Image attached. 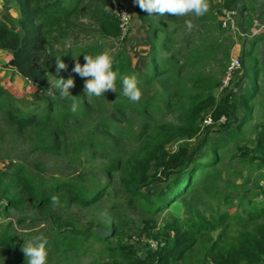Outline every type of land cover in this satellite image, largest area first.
Returning <instances> with one entry per match:
<instances>
[{
	"label": "trees",
	"instance_id": "1",
	"mask_svg": "<svg viewBox=\"0 0 264 264\" xmlns=\"http://www.w3.org/2000/svg\"><path fill=\"white\" fill-rule=\"evenodd\" d=\"M16 1L19 30L0 18V49L12 54L8 63L41 89L44 100L35 112H22L14 104L18 98L0 84V108L7 106L8 129L27 134L32 152L55 151L61 144L59 138L65 136L66 121L85 117L98 108L99 132L91 131L81 139L76 156L67 157L62 152L60 157L71 165L79 153L97 149L102 157L96 173L106 172L110 180L117 174V188L124 194V202L138 204L146 216L136 225L123 222L118 214L106 213L82 224L72 214L73 206L90 208L113 190L110 180L104 181L92 171L42 180L19 159L11 170L0 169V211L29 203L33 217L30 222L20 218V227L12 221L0 225V255L5 264H26L21 246L36 235L48 240L46 264H69L74 258L87 257L96 242L100 244L97 252L104 259L95 258L91 264H191L195 259L196 264H264V121L256 127L254 142H245L242 131L259 92L252 86L254 62L264 78V65L253 51L256 43L264 40V33L241 51L244 71L239 88L242 83L245 91L235 90L234 84L222 87L233 40L225 36L221 10L237 8L240 22L249 33L254 8L243 6L241 0H219L215 7V0H208V11L202 16H160L149 15L136 4L134 15L147 30L145 71L135 67L126 51L115 52L116 92L96 97L84 94L85 78L72 73L71 68L76 59L84 63V54L102 51L103 38L121 37L111 0ZM185 20L192 22L191 30ZM80 32L94 35V41L80 43ZM249 54L256 56L252 63ZM59 57L65 69H57ZM69 75L74 78L71 95L61 96L58 80ZM124 75H135L140 82L142 95L136 102L123 95L120 78ZM241 108L245 113L240 119L236 111ZM110 110L121 122L109 114ZM209 114L222 136L208 143L205 134L193 147L192 139L210 131L211 124L203 128ZM222 116L225 121L220 120ZM233 140L232 156L236 149L237 155L251 163V174L258 169L255 182L260 190L255 197L237 198L218 190V182H226L219 171L224 158L220 151ZM206 143L208 152L199 153ZM123 151L132 152L125 157ZM210 191L214 200H206L209 211H203L198 207L203 198H197ZM180 199L184 216L160 220ZM124 202L115 203L111 209H122ZM97 226L113 234L102 236ZM130 229L141 235L139 239L131 236ZM152 241L157 244L155 248Z\"/></svg>",
	"mask_w": 264,
	"mask_h": 264
},
{
	"label": "rangeland",
	"instance_id": "2",
	"mask_svg": "<svg viewBox=\"0 0 264 264\" xmlns=\"http://www.w3.org/2000/svg\"><path fill=\"white\" fill-rule=\"evenodd\" d=\"M121 1L128 7L129 10H131L130 8L136 7V3H134V0ZM240 3L243 4V6L246 5L250 8H254L253 18L254 16L264 18V0H241ZM218 4L219 0H215V7H218ZM132 14L133 20L130 26V31L132 29L131 35L129 31L123 38H103L102 51L108 50L112 55L115 52L126 51L132 56L135 67L144 72L147 63L146 59L148 56L147 48H149L145 39L147 30H145V27H143V24L138 16L134 15V12ZM238 33L239 32H237L236 35L230 33L229 31H226L225 33V36H229L233 40V42H231V48L229 50V53L231 54L230 57L238 56L240 58L243 48H248L254 37L258 35V33L257 35L251 34V31L243 35ZM80 34L81 35L78 36L79 38L77 37L81 41L80 43H89L94 41L95 39L94 35L88 36V34H85L83 32H80ZM253 51L260 59V62L264 65V40L258 41ZM248 56L251 58V63L252 60L255 61L256 56L252 57L251 54H249ZM10 59H8L7 61L9 62ZM215 65L216 67H218L217 64ZM255 66L257 65L254 62L253 68L251 67L250 73L251 77H253L252 86L255 87V90H259V92L254 100L255 106L253 112L250 113V119L245 122L242 128V131L244 132L246 137L245 142L248 143H250L251 141H255V138L257 136L256 127L264 121V78L261 74V70L259 68L257 69V67ZM243 71L244 68L241 63V67L234 75L232 83L229 84L232 86L234 84L235 90H240V92L245 91L242 83L241 87L239 88V79L240 76H243ZM0 84L11 94L15 95L18 98V100H16L14 104L22 112H35L44 100V94L42 93L41 89L37 85H34L33 83L27 81L24 77H22L17 72L16 67L11 63H0ZM73 87L74 86H72L71 88ZM259 87L261 88L259 89ZM6 107L7 106H5L3 109L0 108V169L11 170L20 159V161H24L27 165L29 164L30 169L34 173L39 174L41 176V179L43 178L42 180H48L49 178H55L56 176H59V178H64V176H74L79 172L87 173L89 171H92L93 173H95L96 177H101L104 179V181L109 182L110 176H108L106 172L96 173V171L98 170V165L100 164V158L102 157V155L98 153L97 149H94L96 150V152L91 150V153L88 154L87 149L83 152V154L79 153V159L75 158L71 165L67 164V160L65 161L60 157L62 152H65L67 157H70L68 155L71 154L73 156H76V152L80 150L81 139L86 138L91 131L97 133L99 132L96 127V122L99 115L98 108L94 109L92 113L88 114L85 117H74L69 121H66V132L64 138H59V141L61 142L59 149H56L55 151L50 149H43L42 151L32 152L30 144L31 138H28L27 134H25L24 132L22 134H18L8 129V125L5 122ZM236 112L237 116L240 119L245 113L243 108L237 109ZM109 114L113 115V111L110 110ZM208 117L209 116H206L203 121V128H205L206 125H209L207 123ZM113 118L121 122L117 115H113ZM127 119H130V117L127 116ZM214 124V122L211 123L212 126L210 127L209 132L205 133L204 130L203 133L192 139L190 141V145L195 147L204 139V137H206L205 134L207 135L208 143L219 139V137L222 136V133L218 131L217 126H215ZM235 143L236 140L230 141L228 145L220 151L223 152L224 158L221 160V163L219 165V171L222 172L223 177H225L226 179V182L219 181L218 190L220 191V193L233 194L237 198L245 197L247 195H252L253 197H255L256 191L260 190V187H256L257 184L255 182L258 169H256L254 173L251 174L249 172V165L251 163L247 158L243 159L242 157L237 155L236 149V154L232 156L230 150L231 148H234ZM207 146L208 145L206 143V145L201 148V151L199 150V153H207ZM174 147L175 146H173L172 148ZM124 148L127 151L126 143H124ZM130 152L127 153L123 151V154L126 155L125 157H129L131 154ZM81 162L83 163L81 164ZM254 165L257 167L255 163L252 164L253 167ZM153 169L156 168L154 167ZM262 171H264V167L262 168ZM117 177V174H113V177L110 180V184L113 190L100 198L97 203L92 204L90 208H82L78 205H76L75 207L73 206L74 210L72 214H76L75 216H77L81 220L82 224H85V222H87L88 220H94L97 217L101 218L106 215V213H114L120 215V218H122L123 222L129 220L130 223L134 222L136 225L138 224V222L141 223V219L146 215L142 211L141 206H139L138 204L131 201L124 202V194H122L121 190L117 188ZM235 186L238 189H241V191L238 192ZM201 197L203 198V200L199 201L198 207H200V209L203 211H209V204L205 203V201L214 200L212 191L206 192L204 195H201L197 199H200ZM123 202L124 204L122 209H111L115 203L122 204ZM234 210L235 208L231 211ZM169 211L170 212L167 213V210H165L164 214L160 216V220H173L177 217L182 218L185 211L182 200L180 199L177 203L171 206ZM32 217L33 211L30 207V204L27 203L14 207L13 209L8 211H0V225H4L6 222L12 221L17 227H20V218H25L29 220L28 222H30ZM130 233H132L131 236L133 235L134 239H139L138 236H141L135 233L133 229H130ZM142 243H144V241ZM99 245L100 244L96 242L93 245L92 254L79 260L77 258H74L69 264H91L90 261L95 258L98 260H103L104 258L99 256V253L97 252V246ZM4 259L5 258L1 257L0 255V264H5ZM197 261L198 260L195 259L191 264H196Z\"/></svg>",
	"mask_w": 264,
	"mask_h": 264
},
{
	"label": "clouds",
	"instance_id": "3",
	"mask_svg": "<svg viewBox=\"0 0 264 264\" xmlns=\"http://www.w3.org/2000/svg\"><path fill=\"white\" fill-rule=\"evenodd\" d=\"M134 3L145 10L149 15L156 13L160 16L174 14L185 16L193 14L197 17L204 15L209 8L208 0H134ZM108 11V8L104 9ZM185 26L191 30L193 25L190 20H185ZM77 57V56H76ZM76 57H73L74 59ZM84 63L75 60L71 72L84 79L83 91L85 95L100 97L107 91L116 92L117 74L113 70L115 57L108 50L94 54H84ZM57 69L67 66L59 58L56 59ZM123 95L129 101L136 102L141 98L140 82L135 75H124L120 78ZM74 86V78L69 75L66 79L58 80L57 88L61 96H70L69 89ZM75 110V105H73ZM55 202V200H53ZM21 250L26 257V264H46L48 257V240L43 235H36L25 241Z\"/></svg>",
	"mask_w": 264,
	"mask_h": 264
},
{
	"label": "built area",
	"instance_id": "4",
	"mask_svg": "<svg viewBox=\"0 0 264 264\" xmlns=\"http://www.w3.org/2000/svg\"><path fill=\"white\" fill-rule=\"evenodd\" d=\"M112 12L119 18V24L121 28V37L123 38L129 31L130 26L133 20V12L128 9V7L122 3L121 0H111ZM222 26L224 29L229 31L230 33L236 35L238 34H247L245 32L243 25L240 22L239 10L237 8L228 9L223 7L222 10ZM253 24L250 28L251 34L257 35L260 33H264V18H260L259 16H254ZM241 67V60L238 56H231L230 62L227 66V70L222 80V87H226L230 84L231 79L234 77L238 69ZM208 124L214 122L212 116L208 115ZM226 117L222 116L221 121H225ZM153 244V245H152ZM151 245L155 248L156 242L152 241Z\"/></svg>",
	"mask_w": 264,
	"mask_h": 264
},
{
	"label": "crops",
	"instance_id": "5",
	"mask_svg": "<svg viewBox=\"0 0 264 264\" xmlns=\"http://www.w3.org/2000/svg\"><path fill=\"white\" fill-rule=\"evenodd\" d=\"M130 9L133 12L132 8ZM0 18L6 21L14 29L19 30L18 23H19V18H20V11H19L18 3L16 0H0ZM11 56L12 54L8 50L0 49V63H3V64L8 63L7 60L10 59Z\"/></svg>",
	"mask_w": 264,
	"mask_h": 264
},
{
	"label": "water",
	"instance_id": "6",
	"mask_svg": "<svg viewBox=\"0 0 264 264\" xmlns=\"http://www.w3.org/2000/svg\"><path fill=\"white\" fill-rule=\"evenodd\" d=\"M95 229L102 236H110L111 234H113V231H110L105 227L97 226L95 227Z\"/></svg>",
	"mask_w": 264,
	"mask_h": 264
}]
</instances>
